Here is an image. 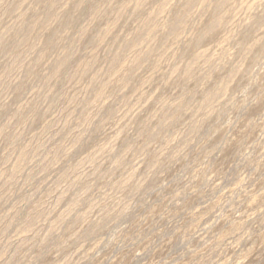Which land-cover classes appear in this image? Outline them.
Wrapping results in <instances>:
<instances>
[{
    "label": "rangeland",
    "instance_id": "1",
    "mask_svg": "<svg viewBox=\"0 0 264 264\" xmlns=\"http://www.w3.org/2000/svg\"><path fill=\"white\" fill-rule=\"evenodd\" d=\"M137 1L0 0V264H264V0Z\"/></svg>",
    "mask_w": 264,
    "mask_h": 264
},
{
    "label": "bare ground",
    "instance_id": "2",
    "mask_svg": "<svg viewBox=\"0 0 264 264\" xmlns=\"http://www.w3.org/2000/svg\"><path fill=\"white\" fill-rule=\"evenodd\" d=\"M61 1H62V0H60V2H61ZM65 1H66V0H64V2H65ZM109 1H110V0H109ZM136 1H137V0H136ZM145 1H147V0H138L137 3H136V5H137V6H141L143 3H145ZM167 1H168V0H167ZM169 1H170V0H169ZM169 1H168L167 4L170 3ZM188 1H190V0H188ZM188 1H187V2H188ZM225 1H227V0H225ZM225 1H224V2H225ZM60 2H59V3H60ZM81 2H82V1H81ZM162 2H163V1H162ZM164 2H165V1H164ZM192 2H193V1H192ZM222 2H223V1H222ZM79 3H80V2H79ZM124 3H125V2H124ZM165 3H166V2H165ZM185 3H186V2H185ZM127 4H128V3H127ZM62 5H63V4H62ZM81 5H82V4H81ZM81 5H79V6L81 7ZM136 5L134 4V6H136ZM163 5H165V4H163ZM186 5H187V4H186ZM123 6H124V5H122V7H123ZM125 6L127 7V5H125ZM159 6H161V4H160ZM167 6H168V5H167ZM167 6H165V8H166ZM184 6H185V5H184ZM55 7H56V6H55ZM122 7H121V8H122ZM186 7H187V6H186ZM123 8H124V7H123ZM135 8H139V7H135ZM159 8H163L162 10H165V11H166V9L164 8V6H161V7H159ZM159 8H158V11H159ZM218 8H219V7H218ZM98 9H99V8H98ZM124 9H125V8H124ZM189 9H190V8H189ZM5 10H6V9H5ZM122 10H123V9H122ZM125 10H126V9H125ZM162 10H160V12H161ZM19 11H20V10H19ZM187 11H188V10H187ZM189 11H190V10H189ZM189 11H188V12H189ZM123 12H124V10H123ZM118 13H119L118 15H120V11H119ZM121 13H122V12H121ZM156 13H158V12H156ZM151 14H152V13H151ZM186 14H187V12H186ZM56 15H57V14H56ZM94 15H95V13H94ZM96 15H97V14H96ZM148 15H149V14H148ZM157 15H158V14H157ZM188 15H189V17L191 16L190 14H188ZM48 16H49V15H47V18H48ZM150 16H151V15H150ZM95 17H96V16H94V18H95ZM186 17L188 18L187 15H186ZM146 18H147V17H146ZM156 18H157V16H156ZM187 18H186V19H187ZM149 19H150V18H149ZM186 19H185V20H186ZM219 19H220V18H219ZM38 20H39V18H38ZM38 20H37V22H38ZM43 20H44V18L42 19V21H43ZM60 20H61V19H60ZM188 20H189V19H188ZM42 21L39 22V23H42ZM49 21H50V20H49ZM34 22H35V21H34ZM152 22H153V21H152ZM185 22H186V21H185ZM213 22H214V21H213ZM149 23H150V22H149ZM155 23H156V22H155ZM155 23L153 22L152 25H153V24L156 25ZM32 24H33V23H31V25H32ZM42 24H43V23H42ZM60 24H61V23H60ZM144 24H145V23H144ZM144 24H142V26H143ZM147 24H148V23H147ZM212 24H214V23H212ZM28 25H30V24H28ZM34 25H36V24L34 23ZM152 25H151V26H152ZM36 26H37V25H36ZM145 26H147V25H145ZM158 26H159V25H158ZM184 26H185V25H184ZM212 26H213V25H212ZM33 27H34V26H33ZM113 27H114V26H113ZM31 28H32V27H31ZM139 28H141V25H139ZM149 28H150V27H149ZM152 28H153V27H152ZM155 28H157V27H155ZM158 28H159V27H158ZM21 29H22V28H21ZM112 29H113V28H112ZM178 29H179V28H178ZM144 30H145V29H144ZM147 30H148V28H147ZM179 30H180V29H179ZM107 31L109 32V30H107ZM107 31H106V32H107ZM145 31H146V30H145ZM148 31H149V30H148ZM151 31H152V30H151ZM83 32H84V30H83ZM140 32H142V30H140ZM4 33H5V31H4ZM9 33H10V32H9ZM111 33H112V31H111ZM152 33H153V32H152ZM182 33H183V31H182ZM1 34H2V33H1ZM5 34H6V33H5ZM109 34H110V33H109ZM146 34H147V33H146ZM177 34H178V32H177ZM6 35L8 36V33H7ZM6 35H5V36H6ZM106 35H107V34H106ZM137 35H138V34H137ZM139 35H140V33H139ZM141 35H142V33H141ZM178 35H179V34H178ZM146 36H147V35H146ZM176 36H177V35H176ZM179 36L181 37V35H179ZM179 36H177V37H179ZM143 37H144V35H143ZM177 37H176V38H177ZM1 38H2V37H1ZM3 38H5V37H3ZM148 38H150V37L148 36ZM142 39H143V38H142ZM172 39H173V38H172ZM179 39H180V38H179ZM130 40H132V39H130ZM173 40H174V39H173ZM135 41H136V40H135ZM139 41H140V40H139ZM144 41H145V40H144ZM147 41H148V40H146V42H147ZM156 41H157V40H156ZM36 42H37V41H36ZM131 42H132V41H131ZM131 42H130V43H131ZM133 42H134V40H133ZM128 43H129V41H128ZM130 43L128 44L129 46H131ZM135 43H137V42H135ZM35 44H36V43H35ZM35 44H34V45H35ZM125 44L127 45V43H125ZM125 44H123V45L125 46ZM140 44L142 45V43H140ZM29 45H30V44H29ZM34 45H33V47H34ZM36 45H37V46H36ZM36 45H35V46L38 47L39 43L36 44ZM132 45H133V44H132ZM134 45H135V44H134ZM137 46H138V45H137ZM143 46H145V45H143ZM29 47H30V46H29ZM31 47H32V46H31ZM131 47H133V46H131ZM131 47H129V48H131ZM141 47H142V46H141ZM141 47H140V48H141ZM148 47H149V46H148ZM152 47H153V46H152ZM23 48H24V47H23ZM121 48H124V49H125V48H127V47H122V46H121ZM142 48H143V47H142ZM142 48H141V49H142ZM144 48L147 49L146 46H145ZM144 48H143V50H144ZM149 48H150V47H149ZM25 49H26V48H25ZM29 49L31 50V48H29ZM127 49H128V48H127ZM131 49H132V48H131ZM133 49H134V48H133ZM33 50H35V48H34ZM33 50H32V51H33ZM118 50H119V49H118ZM121 50H123V49H121ZM129 50H130V49H129ZM149 50H150V49H149ZM149 50H147V51H149ZM130 51H131V50H130ZM133 51H135V50H133ZM18 52H19V51H18ZM117 52H118V51H117ZM135 52H136V51H135ZM141 52H142V50H141ZM143 53H144V54H143ZM145 53H146V52L143 51L141 54H142V55H145ZM39 54H40V53H39ZM136 54H137V53H136ZM203 54H204V53H203ZM203 54H202V55H203ZM22 55H23V53H22ZM119 55H121L120 52H119ZM142 55H139V54H138V56H136V57L132 60V62H136V64H134V65H137V61H139V60L142 62V60H141V56H142ZM149 55H150V54H149ZM200 55H201V54H200ZM41 56H43V54H42ZM41 56H40V59H41ZM134 56H135V54H134ZM161 56H162V55H161ZM131 57H132V56H131ZM144 57H145V56H144ZM166 57H167V56H166ZM70 58H71V57H70ZM114 58H115V57H114ZM129 58H130V57H129ZM142 58H143V57H142ZM131 59H132V58H131ZM131 59H130V60H131ZM160 59H162V57H160ZM160 59H159V61H161ZM38 60H39V59H38ZM114 60H115V59H114ZM127 61H128V60H127ZM157 61H158V59H157ZM19 62H20V61H19ZM38 62H39V61H38ZM141 62H139V63H141ZM193 62H194V61H193ZM193 62H191V63H192L191 65H190V64H188V65L193 66ZM12 63H13V62H12ZM15 63H16V61H15ZM17 63H18V62H17ZM24 63H25V62H24ZM36 63H37V62H36ZM56 63H57V62H56ZM60 63H61V62H60ZM128 63H129V61H128ZM139 63H138V65H139ZM62 64H63V63H62ZM83 64H84V63H83ZM114 64H115V62H114ZM14 65H15V64H14ZM59 65H61V64H59ZM80 65H81V64H80ZM88 65H90V64H87V63L84 64V68H86V66H88ZM128 65H129V64H128ZM188 65H187V66H188ZM90 66H91V65H90ZM90 66H88V67H90ZM115 66H116V65H115ZM125 66H126V65H125ZM184 66H185V65H184ZM194 66H195V64H194ZM62 67H63V66H62ZM62 67H61V69H62ZM122 67H123V66H122ZM126 67H127V66H126ZM130 67H131V66H130ZM179 67H180V66H179ZM57 68H58V65H57ZM59 68H60V67H59ZM79 68H80V67H79ZM84 68H83V71L86 72V71L84 70ZM176 68L178 69V67H176ZM185 68H186V67H185ZM194 68H195V67H194ZM88 69H89V68H88ZM128 69H129V67H128ZM186 69H187V68H186ZM186 69H185V71L188 70V69H187V70H186ZM191 69H192V68H191ZM80 70H81V68H80ZM117 70H119V69H117ZM120 70H122V69H120ZM129 70H130V69H129ZM175 70H176V69H175ZM178 70H179V69H178ZM189 70H190V69H189ZM57 71H58V70H57ZM57 71H56V73H58ZM130 71H131V70H130ZM130 71H128V72H130ZM176 71H177V70H176ZM180 71H181V69H180ZM60 72H61V71H60ZM119 72H120V71H119ZM128 72H127V73H128ZM188 72H189V71H188ZM77 73H78V70H77ZM82 73H83V72H82ZM117 73H118V72H117ZM59 74H60V73H59ZM75 74H76V73H75ZM80 74H81V72H80ZM191 75H192V73H191ZM51 76H52V75H51ZM93 77H94V76H93ZM187 77H188V75H187ZM95 78H96V77H94L93 79H95ZM97 79H98V78H97ZM91 81H92V80H91ZM93 81H94V80H93ZM112 81H113V80H112ZM94 82H95V81H94ZM125 82H126V81H125ZM105 85H107V84H105ZM117 87H118V86H117ZM105 88H106V87H105ZM221 88H222V87H221ZM221 88H220V90H223V89H221ZM218 91H219V89H218ZM103 92H104V91H103ZM103 92H102V93H103ZM214 93H215V92H214ZM216 93H217V91H216ZM221 93H223V91H222ZM97 94H98V93H97ZM99 94H100V93H99ZM99 94H98V95H99ZM223 94H224V93H223ZM213 95H214V94H213ZM213 95H212V96H213ZM209 96H210V95H209ZM218 96H219V94H218ZM221 96H222V95H221ZM214 97H215V96H214ZM211 98H212V97H210V99H211ZM208 100H209V99H208ZM212 100H213V99H212ZM206 101H207V100H206ZM206 101H204V102H206ZM209 102H211V100H210ZM175 104H176V103H175ZM176 105H177V104H176ZM178 107H179V106H178ZM176 108H177V107H176ZM196 123H197V122H196ZM120 160H121V159H120ZM128 176H129V175H128ZM128 178H129V177H128ZM128 178H127V179H128ZM128 180H129V179H128ZM68 210H69V209H68ZM68 212H69V211H68ZM66 213H67V212H66Z\"/></svg>",
    "mask_w": 264,
    "mask_h": 264
}]
</instances>
